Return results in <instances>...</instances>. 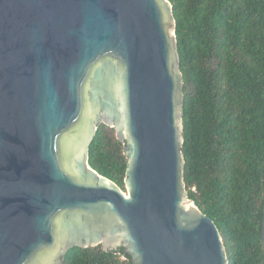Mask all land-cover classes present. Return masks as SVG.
<instances>
[{"label": "water", "instance_id": "1", "mask_svg": "<svg viewBox=\"0 0 264 264\" xmlns=\"http://www.w3.org/2000/svg\"><path fill=\"white\" fill-rule=\"evenodd\" d=\"M184 82L170 0H0V264L100 244L229 264L186 189ZM102 123L125 143L126 190L89 164Z\"/></svg>", "mask_w": 264, "mask_h": 264}, {"label": "trees", "instance_id": "2", "mask_svg": "<svg viewBox=\"0 0 264 264\" xmlns=\"http://www.w3.org/2000/svg\"><path fill=\"white\" fill-rule=\"evenodd\" d=\"M184 74L188 196L218 225L229 264H264V0H170ZM102 123L89 164L126 190L128 159ZM64 264H134L123 248L73 247Z\"/></svg>", "mask_w": 264, "mask_h": 264}]
</instances>
